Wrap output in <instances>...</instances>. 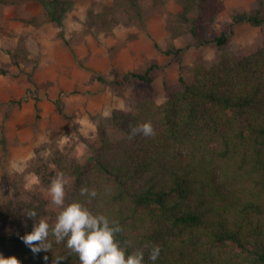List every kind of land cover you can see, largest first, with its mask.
<instances>
[{
	"label": "trees",
	"instance_id": "1",
	"mask_svg": "<svg viewBox=\"0 0 264 264\" xmlns=\"http://www.w3.org/2000/svg\"><path fill=\"white\" fill-rule=\"evenodd\" d=\"M37 1L40 18L25 16L21 0H0V7L20 6L15 19L26 25L60 26L64 10L58 8L65 1ZM168 1L112 0L99 11H87L85 32L140 24L146 10ZM173 1L180 11L169 16L170 39L186 33L195 36L191 27L186 28L196 0ZM257 3L250 14L230 16L228 34L195 38L194 47L213 46L220 54L216 62L198 56L191 67L179 66L178 84L171 89L163 84L164 103L156 104L152 94L132 95L123 110L111 111L110 121L120 139L111 140L102 127L95 137L82 138L94 153L88 170L59 151L50 161L55 175L45 166L32 168L42 185L63 172L73 186L67 203L79 199L95 213L117 220L123 228L117 239L128 252L142 249L146 264H153L147 259L150 244L161 247L155 264H264V41L244 48L241 60L224 51L236 24H264V0ZM59 37L65 41L61 32ZM184 49L170 46L164 53L177 56ZM11 58L15 65L24 60L22 48ZM153 68L156 65L120 79L115 70L112 75L118 85L132 81L149 85ZM144 122H151L154 134L129 139L131 128ZM0 143L4 145V140ZM81 187L95 189L97 197L86 201ZM30 209L37 212L33 219L25 215ZM4 210L11 228L0 236V254L15 256L20 264H45L47 255L51 264L54 256L68 253L61 243L33 256L20 239L40 218L55 222L59 210L48 209L45 200L33 196L0 209V217L7 219ZM61 264H79V259L73 253Z\"/></svg>",
	"mask_w": 264,
	"mask_h": 264
},
{
	"label": "rangeland",
	"instance_id": "2",
	"mask_svg": "<svg viewBox=\"0 0 264 264\" xmlns=\"http://www.w3.org/2000/svg\"><path fill=\"white\" fill-rule=\"evenodd\" d=\"M21 1L25 16L40 18L42 7L37 0ZM61 1L65 3L58 8L59 12L64 10L60 26L48 22L26 25L15 19L20 6L0 7V71L5 72L0 74V140H4V145L0 143V209L38 196L48 209L59 210L51 204L50 182L42 185L32 168L45 166L55 175L50 161L59 151L88 170L94 153L82 138L95 137L102 127L111 140L120 139L121 133L110 121L111 111L123 110L132 95L152 94L156 104L164 103L167 93L163 84L169 89L178 84L179 66L191 67L198 56L216 62L220 54L213 46L194 47L195 38L228 34L226 23L232 14H250L258 5V0H196L185 26L187 30L191 27L195 36L186 33L171 40L167 22L170 15L180 11L173 0L146 10L140 24L90 33L84 27L87 11H99L112 0ZM161 29L169 35L164 41L158 35ZM144 31L149 49L138 40ZM263 41L264 24L253 27L239 23L232 28L224 51L241 60L244 48L260 46ZM134 42L138 43L131 48ZM170 46L185 49L177 56L165 54ZM19 48L25 59L15 65L11 57ZM148 50L155 52L154 57L150 53L147 57ZM152 64L156 68L150 72L149 85L134 81L118 85L112 75V70L118 79L129 72L142 74ZM67 181L66 203L73 189L71 180ZM4 212L7 219L0 217V236L11 228V217Z\"/></svg>",
	"mask_w": 264,
	"mask_h": 264
},
{
	"label": "clouds",
	"instance_id": "3",
	"mask_svg": "<svg viewBox=\"0 0 264 264\" xmlns=\"http://www.w3.org/2000/svg\"><path fill=\"white\" fill-rule=\"evenodd\" d=\"M137 134L153 135L151 122L132 127L129 139ZM67 182L63 172H58L50 181L48 192L51 204L59 209L55 222L50 224L47 218H40L34 223L31 232L20 237L33 256L52 251L54 244L63 243L69 250L68 253L54 256L51 264H61L73 253L78 257L79 264H146L145 252L142 249L128 252L127 246H122L121 241L117 239V234L123 231L117 220H112L103 213H95L88 203L79 199L66 204ZM80 195L90 202L97 197V191L81 187ZM25 215L33 219L37 212L30 209ZM147 247L149 248L147 259L155 264L160 256L161 247L158 244H150ZM48 259L47 255L43 257L45 264ZM0 264L20 262L15 256L5 257L0 254Z\"/></svg>",
	"mask_w": 264,
	"mask_h": 264
},
{
	"label": "crops",
	"instance_id": "4",
	"mask_svg": "<svg viewBox=\"0 0 264 264\" xmlns=\"http://www.w3.org/2000/svg\"><path fill=\"white\" fill-rule=\"evenodd\" d=\"M170 3H172V1H170ZM170 6L172 5V4H169ZM175 9V10H174ZM173 10L174 11H176V10H179L178 8H174ZM149 32V30H148V27H147V33ZM146 35V32L144 31L143 33H141L139 36H138V40H139V42H145L146 43V47L149 49V43H148V40L146 39L147 38V36H145ZM158 35H160L161 36V38L163 39V41L165 40V39H167V38H169V35L163 30V29H161L160 30V32L158 33ZM154 40L157 42V39L156 38H154ZM176 42V40L174 41V43ZM137 43L138 42H134V43H132L131 44V48L133 47H135L136 45H137ZM176 45V44H175ZM152 52V53H151ZM149 53L150 54H152V57H154V51L152 50V51H150V50H148V52H147V57H148V55H149Z\"/></svg>",
	"mask_w": 264,
	"mask_h": 264
}]
</instances>
